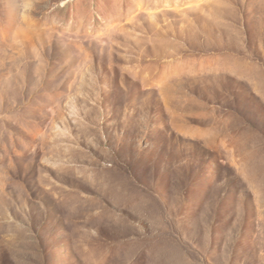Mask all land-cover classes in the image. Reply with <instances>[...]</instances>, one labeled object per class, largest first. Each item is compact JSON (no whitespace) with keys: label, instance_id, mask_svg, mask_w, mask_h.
Masks as SVG:
<instances>
[{"label":"rangeland","instance_id":"obj_1","mask_svg":"<svg viewBox=\"0 0 264 264\" xmlns=\"http://www.w3.org/2000/svg\"><path fill=\"white\" fill-rule=\"evenodd\" d=\"M0 264H264V0H0Z\"/></svg>","mask_w":264,"mask_h":264}]
</instances>
